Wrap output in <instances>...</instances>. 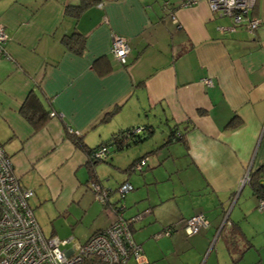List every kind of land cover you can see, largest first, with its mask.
Masks as SVG:
<instances>
[{
  "label": "crops",
  "instance_id": "0c3cea01",
  "mask_svg": "<svg viewBox=\"0 0 264 264\" xmlns=\"http://www.w3.org/2000/svg\"><path fill=\"white\" fill-rule=\"evenodd\" d=\"M77 2L0 0L7 34V56L0 55V144L19 183L33 190L32 212L35 206L64 217L74 213L76 224L95 210L87 239L107 227L114 213L110 208L107 225L98 221L87 156L67 132L94 148L113 133L149 125V149L139 147L143 141L113 156L109 151L104 174L94 166L106 188L130 182L127 169L141 156L146 166L140 173L167 175L162 191L132 192L126 218L148 210L132 221L134 240L141 245L136 234L145 227H175L200 212L208 221L201 230L221 236L233 264H264V209L247 182L241 186L247 168L264 163V0L249 10L260 19L253 32L211 12L204 0L188 7L178 0H101L77 18L65 15L64 7ZM74 31L84 36L81 54L62 41ZM114 34L126 37L130 47L123 64L110 52ZM30 92L53 110L37 130L19 111ZM159 123L164 127L156 142ZM173 126L182 141L164 145ZM111 192L110 204L117 201ZM249 218L250 229L240 225Z\"/></svg>",
  "mask_w": 264,
  "mask_h": 264
},
{
  "label": "built area",
  "instance_id": "2783aa9c",
  "mask_svg": "<svg viewBox=\"0 0 264 264\" xmlns=\"http://www.w3.org/2000/svg\"><path fill=\"white\" fill-rule=\"evenodd\" d=\"M202 0H178V6L188 7ZM211 12L219 15H229L235 24L245 26L253 32L259 25L260 19L250 16L249 10L256 0H204ZM172 20L177 23L173 12ZM7 39L3 24L0 22V55L7 56L3 42ZM129 44L126 37L112 35L110 52L120 63H125ZM209 84L210 80L204 78ZM53 113V112H51ZM135 128V131H138ZM108 146L101 144L93 152L98 160L107 157ZM146 165L145 159L133 164L134 171H140ZM250 167L241 179V184L248 180ZM121 192L132 189L129 182L119 184ZM90 189L97 199L108 204L114 213L111 223L89 236L80 243L73 237L60 238L57 235H46L38 224L28 199L33 190L19 183L14 172L12 161L0 144V264H127L132 258L137 264L146 261L143 250L132 235V221L148 212L145 210L133 218L123 216L124 205L110 204L107 200L110 188L99 183H90ZM124 195V194H123ZM122 195V196H123ZM258 209H264V201H258ZM208 225L203 213H195L182 221V229L187 235L197 234ZM173 226L167 227L157 236L169 235ZM74 240V241H73Z\"/></svg>",
  "mask_w": 264,
  "mask_h": 264
},
{
  "label": "rangeland",
  "instance_id": "374dc122",
  "mask_svg": "<svg viewBox=\"0 0 264 264\" xmlns=\"http://www.w3.org/2000/svg\"><path fill=\"white\" fill-rule=\"evenodd\" d=\"M157 126L160 127V130L156 131V142H158L160 139V133H163L162 127H164V124L159 123ZM151 143L154 144V140L149 139L139 147L146 148L149 147ZM146 149L143 152L147 151ZM109 151L111 153H117L112 147L109 149ZM126 152H124L123 155L118 153L119 155H116L117 158H122L121 156H125L124 154ZM114 153H112V156ZM147 156L148 155H146V157ZM108 157L109 154L106 159L107 162L100 161L97 163V167L99 166L103 168V174L106 173L104 171L106 170L105 168H110L108 163H111V159ZM125 159L126 157H123V160ZM146 159L150 161L149 156ZM106 165H108V167H106ZM129 174L130 176H128V178L132 189L122 193L120 188H118L120 183L118 184L115 181V185L110 188L113 190V192H111V195L113 194L114 196L113 199L117 200H115L116 204L125 206L122 212L124 216L125 211H127L126 213H128V209L126 207L128 206V202L131 201L130 197L132 192L141 191L144 192V195H151L156 191H162L163 186L169 185V181L166 177L167 175L162 177V175L158 174L157 170L154 169H148L143 173L135 170L133 172L130 171ZM173 176L177 177L175 175ZM100 177L104 181L107 179L106 174L105 176L103 175ZM174 177L172 179L176 180ZM89 192L91 195V199L97 201V208H95L97 209L96 217L98 221L102 222L104 225L107 223V220L109 222L108 213L110 207L108 204H104L100 199H97L91 190ZM243 200L242 204L245 205V201ZM162 208L163 207H159L156 208V210H162ZM33 213L44 233L53 232L56 233L60 238L73 237L75 241H79L80 243H82L91 233V229H93V226H91V219L93 216H95V210L92 209H90L85 215L84 222L79 221L76 224L71 222L73 221L71 220V218L73 217L74 213L73 215L68 214L64 217L65 214L62 215L58 213H46L42 208H38L35 206H33ZM240 225L250 229V227L253 225L252 218H249L248 220L241 219ZM175 227L176 230H174L169 235L157 236V234L167 228L166 225L164 227L158 225L156 228L145 227L142 231L136 234V237L137 235L141 237L140 240L138 239V237L137 239L139 242H141L143 254L148 259L147 262L145 261L142 264H233L226 249L224 240L221 238V236L212 237V233L211 235L206 236V230H201L197 234L187 235L182 229L181 222H177ZM155 258L156 260L152 261V259ZM127 264L137 263L133 261L132 258H130Z\"/></svg>",
  "mask_w": 264,
  "mask_h": 264
},
{
  "label": "trees",
  "instance_id": "16d2710c",
  "mask_svg": "<svg viewBox=\"0 0 264 264\" xmlns=\"http://www.w3.org/2000/svg\"><path fill=\"white\" fill-rule=\"evenodd\" d=\"M101 0H78L76 4L66 5L64 7V14L71 16L73 18H77L78 15L87 7L99 3ZM63 44L66 48L71 50L75 54H81L84 48V36L79 35L78 32L74 31L70 34H67L63 39ZM23 118L30 124V126L37 130L43 126L46 120L51 115V107L45 108L40 102L39 98L35 93L30 92L22 102L19 109ZM152 134V127L147 125L145 128L141 127L138 131H135V128H126L119 132L113 133L110 138H108L105 142L100 143L98 146L94 148L88 147V145L84 142L83 138L76 133L67 132V136L72 140L76 147L84 152L87 156L86 168L88 170V181L87 185L90 187V183H99V180L96 176L94 166L100 161H106V158L103 160H98L93 156V152L97 150V148L101 144H105L107 146H112L114 150H122L126 147L138 144L140 142L148 139ZM182 132L178 130L175 126L171 127L167 138L164 142V145L174 141H182ZM109 154V149H108ZM107 154V156H108ZM145 156H141L139 159L133 161L129 167L128 171H134L133 164L140 160L145 159ZM146 166V165H145ZM140 170L139 172H142ZM249 185L252 195L258 199V201H264V163L249 169L248 180L246 181ZM114 204V203H112ZM171 227H173L171 225ZM175 229H172V232ZM93 234V233H92ZM234 261V260H233ZM254 264H261L259 262Z\"/></svg>",
  "mask_w": 264,
  "mask_h": 264
},
{
  "label": "water",
  "instance_id": "95a60500",
  "mask_svg": "<svg viewBox=\"0 0 264 264\" xmlns=\"http://www.w3.org/2000/svg\"><path fill=\"white\" fill-rule=\"evenodd\" d=\"M243 184H244V183H243ZM243 184H241V186H242Z\"/></svg>",
  "mask_w": 264,
  "mask_h": 264
},
{
  "label": "clouds",
  "instance_id": "9594fccd",
  "mask_svg": "<svg viewBox=\"0 0 264 264\" xmlns=\"http://www.w3.org/2000/svg\"><path fill=\"white\" fill-rule=\"evenodd\" d=\"M251 168V167H250Z\"/></svg>",
  "mask_w": 264,
  "mask_h": 264
}]
</instances>
